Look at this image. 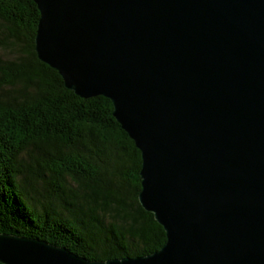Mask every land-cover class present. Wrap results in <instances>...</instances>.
<instances>
[{
	"label": "water",
	"instance_id": "95a60500",
	"mask_svg": "<svg viewBox=\"0 0 264 264\" xmlns=\"http://www.w3.org/2000/svg\"><path fill=\"white\" fill-rule=\"evenodd\" d=\"M36 50L142 152L154 253L91 260L0 233L3 264H264V0H34Z\"/></svg>",
	"mask_w": 264,
	"mask_h": 264
},
{
	"label": "trees",
	"instance_id": "16d2710c",
	"mask_svg": "<svg viewBox=\"0 0 264 264\" xmlns=\"http://www.w3.org/2000/svg\"><path fill=\"white\" fill-rule=\"evenodd\" d=\"M40 16L0 0V233L91 260L154 253L167 233L140 201L142 152L111 99L77 95L40 60Z\"/></svg>",
	"mask_w": 264,
	"mask_h": 264
},
{
	"label": "rangeland",
	"instance_id": "374dc122",
	"mask_svg": "<svg viewBox=\"0 0 264 264\" xmlns=\"http://www.w3.org/2000/svg\"><path fill=\"white\" fill-rule=\"evenodd\" d=\"M0 57L8 58V57H10V53L8 51H5V50L0 48Z\"/></svg>",
	"mask_w": 264,
	"mask_h": 264
}]
</instances>
